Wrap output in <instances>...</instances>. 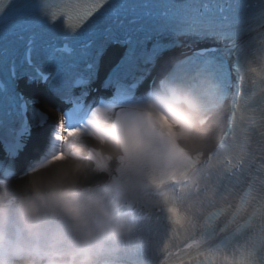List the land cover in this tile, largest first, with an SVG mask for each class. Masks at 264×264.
I'll list each match as a JSON object with an SVG mask.
<instances>
[{
	"label": "snow or ice",
	"instance_id": "6c2138e0",
	"mask_svg": "<svg viewBox=\"0 0 264 264\" xmlns=\"http://www.w3.org/2000/svg\"><path fill=\"white\" fill-rule=\"evenodd\" d=\"M39 7L43 12L42 16L37 14L38 6L33 0H0V14H2L0 21H3L4 25L12 22L15 27L16 41L23 42L26 46L23 60L20 65H17L16 60L8 56L7 37L4 42H0V51L4 53L0 56V102L4 104L6 114L11 112L19 119V127L11 129V142L7 139L0 141L5 153V158L0 160V186H6L10 191L13 190L12 180H22L29 172L45 167L52 160L62 159L63 144L68 138L83 132L86 128V117L89 113L99 112L102 105L97 102L93 107L84 103L95 63L87 65L88 76L79 73L70 78L61 76L55 71L57 58L51 55V50L55 46L48 43L45 48L37 43L39 33L34 27L37 19L40 20L42 27L58 31L65 39L72 38L70 33L65 31V27L69 28L71 34L78 38L76 43L82 49L91 50L95 47L99 51L113 42L126 45L127 51L122 54L121 62L114 70L116 72L123 69L124 77L117 76L114 80L109 79L104 85L105 87L114 85L118 91L139 85L150 74V69L140 68V61L155 65L156 57L164 47H176L180 43L179 40H175L168 45L156 44L147 55L139 51L143 41L137 33L143 32L144 39H147L148 32L142 27H133L135 21L128 20L122 11L125 5L116 0H63L59 6V12L49 11L47 0ZM187 7L189 11L177 21L160 22L151 30H163L170 34L184 36L192 43L212 42L211 45L194 51L181 62L180 66L187 70L194 67L209 70L202 78L198 77L196 85L189 87V93L202 90L207 96L216 97L222 102L223 107L214 116L213 134L229 95H232L235 101L231 106L233 114L241 106L256 105L259 108L264 105V95L259 98L249 96L248 89H244L246 78L250 73L257 71L256 68L251 67L252 49L257 44L264 49V0H235V2L216 0L215 3L212 0L207 2L202 0L199 4ZM61 17H64V22L57 23ZM5 31H7L6 27ZM120 37L123 38L120 39ZM245 37H247L246 40ZM57 50L61 53H70L74 49L65 44L63 48ZM33 51L38 55L42 51L45 52L39 63L33 62ZM233 51L236 52V61L230 66L229 57ZM234 69L238 74V82L235 84L231 80ZM138 70L142 72V75H133ZM260 73L264 77V56L260 60ZM21 76H27L30 82L45 84L48 91L61 100H67L71 105L68 109L72 113L86 112V116L76 124L65 126L69 119V112L65 111L63 115H60L54 128L49 129L45 134L36 155L25 164L18 175L15 160L25 148V144L22 143L23 138L30 136L33 129H44L49 120L46 112L37 107L39 104L37 98H25L16 90V81ZM128 76H132L133 82L122 83L121 80ZM170 78L175 81L177 76L172 73ZM259 87L264 90V78L260 80ZM77 88L84 90L79 95H73V90ZM241 90L244 91L243 96H241ZM134 102H136L135 99L127 103H111L110 105L125 106ZM29 108L31 109L30 118ZM210 110L211 106H206L205 111ZM261 114L264 115V111ZM148 116L151 121L152 113H148ZM156 123L161 129H168L167 132H160L159 135L171 137V122L163 113H156L155 123L151 124L154 132ZM2 127H7L6 122L0 123V128ZM262 127H264V121H262ZM185 128L191 131L190 126L185 125ZM251 136L254 137L251 143L247 140L242 142L233 123L231 130L225 132L223 136V141L226 143L216 153L209 155L207 162L201 159V154L194 158L191 155H183V149H176V163L167 172L157 173L149 178V183L156 191L140 197V203L150 204L153 195L158 197L161 204L152 206L165 216L170 226H175L177 231H183L186 237L182 247L173 245L177 249L175 252L169 251L166 247L168 264H213V258L217 254L226 253L230 249L235 250L236 233L242 227H247V232L244 233V248L240 258L229 261L225 257L224 264H264V225L255 232L252 227L240 225L238 209L233 203L234 189L240 185H250V182H259L256 197L252 202L255 204L259 201L264 210V130L252 128ZM123 139L126 150L129 144L138 143L135 136H125ZM246 144L247 147H245ZM54 147L56 151L49 155ZM172 147L175 148L174 141ZM207 181L211 182L212 195L202 196V192L209 191ZM202 183L205 185L203 188ZM166 188L169 190H165ZM245 202L242 200L241 204ZM66 207L69 212L78 214L70 200L66 201ZM135 211L138 213L136 220L139 223L136 231L129 238L126 253L137 264H156L152 258L156 250L152 249V255H149L150 239L140 241L137 235L142 230V222H150L153 217L139 214L142 212V207ZM33 214H35L34 210Z\"/></svg>",
	"mask_w": 264,
	"mask_h": 264
},
{
	"label": "clouds",
	"instance_id": "9594fccd",
	"mask_svg": "<svg viewBox=\"0 0 264 264\" xmlns=\"http://www.w3.org/2000/svg\"><path fill=\"white\" fill-rule=\"evenodd\" d=\"M208 71L182 68L175 81L169 72L131 105H100L85 130L63 144L62 159L29 172L11 191L0 186V264H137L126 249L137 229L135 210L144 207L140 197L156 191L149 178L176 163V149L195 158L223 107L183 86ZM157 112L171 122V137L159 135L168 129L158 123L152 130ZM125 136L138 143L126 150ZM101 174L104 181L89 183ZM69 200L78 214L68 211Z\"/></svg>",
	"mask_w": 264,
	"mask_h": 264
},
{
	"label": "bare ground",
	"instance_id": "6f19581e",
	"mask_svg": "<svg viewBox=\"0 0 264 264\" xmlns=\"http://www.w3.org/2000/svg\"><path fill=\"white\" fill-rule=\"evenodd\" d=\"M115 60L116 59H112L113 62H115ZM109 61H111L110 58L107 59L106 63H108ZM164 63H166V61H163L161 64H164ZM42 98H43L42 104L50 112L51 118H53V121H52L51 127H49L48 129L42 131L39 134V136H38L39 141L31 146V149L35 153H36L37 149L41 146L45 134L48 132L49 129L54 128V126L56 124V121H57V120H55V117L57 115V112H56L55 108L47 101V99L44 96H42ZM224 124L225 123H224L223 119L220 118L219 122L217 123L215 132L211 136L206 138L205 140L201 141L195 150H200L202 148L212 146L220 138V135L223 132L224 127H225ZM97 178H98V176L95 175V176H93L91 178V180L89 182H92V181L96 180ZM20 183H22V180H12L11 181V186H12L13 189H15V187L18 184H20Z\"/></svg>",
	"mask_w": 264,
	"mask_h": 264
}]
</instances>
